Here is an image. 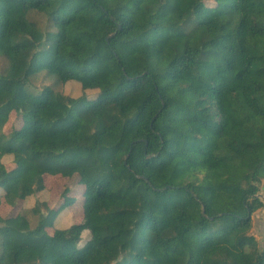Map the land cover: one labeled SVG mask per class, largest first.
<instances>
[{
	"label": "trees",
	"instance_id": "16d2710c",
	"mask_svg": "<svg viewBox=\"0 0 264 264\" xmlns=\"http://www.w3.org/2000/svg\"><path fill=\"white\" fill-rule=\"evenodd\" d=\"M258 1L238 0L229 26L237 0H130L146 20L129 53L135 14L0 0V264H264ZM220 91L227 134L245 133L237 173L233 141L210 149ZM61 140L71 158L49 150Z\"/></svg>",
	"mask_w": 264,
	"mask_h": 264
},
{
	"label": "rangeland",
	"instance_id": "374dc122",
	"mask_svg": "<svg viewBox=\"0 0 264 264\" xmlns=\"http://www.w3.org/2000/svg\"><path fill=\"white\" fill-rule=\"evenodd\" d=\"M99 1L104 3V4H107V6L111 9L116 8L118 11H120L122 13L135 14L137 24L133 28L131 33L126 37L124 43L120 47V49L124 52L134 53L136 51L137 46H138V44L134 40V38H135L136 34L138 33L140 26L143 23H145L146 15L143 12L137 11L135 6L130 4V0H99ZM233 6H232V8H233ZM257 6L258 7H264V0H259L257 2ZM232 8H231L230 12L233 11ZM225 19H226V23L230 26L231 15L229 14V18L225 17ZM136 62L140 63V60L137 59ZM220 94H221V91L219 92L218 99H220V97H221ZM220 111L222 113L223 126H222L221 130L212 137V140L210 143V149H212V150H216L222 146H226L229 143H232L231 142L232 140H229L230 134H227V129H226L227 123L224 124V118H226V117L224 115V112L221 110V108H220ZM222 138H225L226 142H221L220 145L217 144L218 147L216 145L215 148H212L213 144H216ZM233 144H234V148L231 150V152L236 151V150L240 151V154H238V155L234 154V156L241 159L242 154H244L246 152V149L243 147L242 140H241L239 145L234 143V141H233ZM48 147L50 148L49 149L50 151L56 150L58 152H61V154H63V155H59L60 159H62V158L67 159V158H71V156H72L68 151L66 153L64 152L68 148V143L66 142V140H61L57 144H50V145H48ZM227 178L225 179L226 185L231 186L230 183L234 180V178H228V179ZM72 181H73L72 179L71 180L61 179L57 176H52V177H49L47 179L46 183L49 182L50 185L52 184L54 186V189L56 191H58L59 188L56 189V186L59 185V187H60L63 184L67 185L68 183H72ZM48 186H49V184H48ZM80 189H82L81 186L78 187V190H80ZM254 195H259V196H262L264 198V189H262V188L258 189L257 191L254 192ZM259 199L263 202V208L259 212L255 213L253 215V227L250 229V234L253 235L254 239L256 240V242L258 244L264 245V199H262V198H259ZM76 202H78V199H76ZM71 214L74 215V217H73V223L74 224L81 222V215H79L78 211H76L75 209H72ZM49 242L52 245V247L58 252L59 251L77 250L78 247L80 246V243L72 244L70 242H60V241H55V240H49Z\"/></svg>",
	"mask_w": 264,
	"mask_h": 264
},
{
	"label": "bare ground",
	"instance_id": "6f19581e",
	"mask_svg": "<svg viewBox=\"0 0 264 264\" xmlns=\"http://www.w3.org/2000/svg\"><path fill=\"white\" fill-rule=\"evenodd\" d=\"M237 4V3H236ZM236 4H234V6H233V8H232V10L234 11L235 10V8H236ZM231 13V12H230ZM230 13H228L227 15H226V18H229V14ZM230 67V66H229ZM217 102H218V106L221 108V110H222V106H221V100L220 99H217ZM227 123V121H226V118H224V124H226ZM244 135H245V133L243 132V131H240V130H235V131H232L231 132V134H230V138H229V140H232V141H234L237 145H239L240 144V141L242 140V138L244 137ZM221 142H226V139L225 138H222L220 141H218L216 144H213V147L212 148H215V146L218 144V145H220V143ZM218 145H217V147H218ZM212 150V149H211ZM233 154V155H232ZM234 154L235 155H238V154H240V151H238V150H236V151H232L231 152V155L232 156H234ZM236 160H237V165H236V167H235V173H237L238 172V170L240 169V166H241V162H240V159L239 158H236ZM226 177H229V176H227V175H225L223 178H226ZM228 179V178H227Z\"/></svg>",
	"mask_w": 264,
	"mask_h": 264
},
{
	"label": "water",
	"instance_id": "95a60500",
	"mask_svg": "<svg viewBox=\"0 0 264 264\" xmlns=\"http://www.w3.org/2000/svg\"><path fill=\"white\" fill-rule=\"evenodd\" d=\"M237 6H238V0H237V5H236V8H235V10L237 9ZM234 10V11H235ZM234 11H232L231 13H230V15L234 12ZM118 29H119V26L117 27ZM233 67V59L231 58V62H230V67H229V70L231 69ZM225 75H226V73H225ZM224 75V76H225ZM225 79V77H223V80ZM221 93H222V91H221ZM220 100H221V106H222V110H223V104H222V98L220 97ZM220 108V107H219ZM226 121H227V125H228V120H227V118H226ZM257 198H262V199H264L262 196H259V195H255Z\"/></svg>",
	"mask_w": 264,
	"mask_h": 264
}]
</instances>
